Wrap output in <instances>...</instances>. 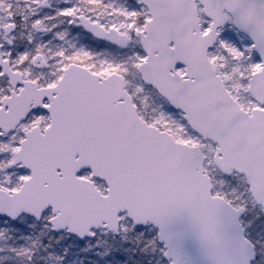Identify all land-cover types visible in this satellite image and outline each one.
I'll list each match as a JSON object with an SVG mask.
<instances>
[{
  "label": "snow or ice",
  "instance_id": "6c2138e0",
  "mask_svg": "<svg viewBox=\"0 0 264 264\" xmlns=\"http://www.w3.org/2000/svg\"><path fill=\"white\" fill-rule=\"evenodd\" d=\"M0 264H264V0H0Z\"/></svg>",
  "mask_w": 264,
  "mask_h": 264
}]
</instances>
